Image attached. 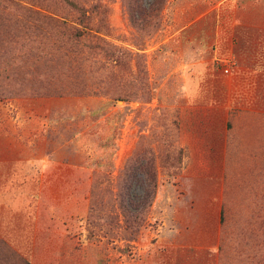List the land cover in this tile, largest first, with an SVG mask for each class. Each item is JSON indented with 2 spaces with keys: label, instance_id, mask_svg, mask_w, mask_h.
I'll return each mask as SVG.
<instances>
[{
  "label": "rangeland",
  "instance_id": "1",
  "mask_svg": "<svg viewBox=\"0 0 264 264\" xmlns=\"http://www.w3.org/2000/svg\"><path fill=\"white\" fill-rule=\"evenodd\" d=\"M61 1L0 0V264H264V0H166L144 36L131 0H101L95 22L128 70L89 60L91 39L75 51L27 10L50 4L75 24ZM111 69L127 92L144 77V96L118 99ZM190 104L217 107L214 123L230 106L226 160L207 162L210 175L182 145ZM142 141L170 160L158 157L156 199L131 235L114 194Z\"/></svg>",
  "mask_w": 264,
  "mask_h": 264
},
{
  "label": "trees",
  "instance_id": "2",
  "mask_svg": "<svg viewBox=\"0 0 264 264\" xmlns=\"http://www.w3.org/2000/svg\"><path fill=\"white\" fill-rule=\"evenodd\" d=\"M165 1L166 0H154L148 4H145L144 0L130 1V20L142 36L152 33L157 27L154 20L158 18L159 11L165 4ZM61 2L75 12L77 16L75 24L71 23L67 16L57 13L55 14V12L49 10L51 9V7H49L51 6L50 4H46V6H43V4L42 6L34 4V7L27 8V10H29L37 23H50L49 25L53 27V30L58 34L59 39L67 40L68 44H71L72 47H76L75 51H78V47L81 44L80 42H82L83 39H91L86 43L89 53L87 56L91 57L89 60L101 55L109 61L116 62V66L119 68L128 70L129 62L125 53L122 52L121 49L111 46L103 36L101 27L105 25L106 28V24H104L102 20H98V22L102 24H97V22H95V14L100 11L106 12V5L102 4L101 0H62ZM15 4L18 5V2L16 1ZM48 11L52 12L48 14L46 13ZM103 66L109 68V66H106L105 64H103ZM140 71L144 72L143 69H140ZM110 76V81L116 83L118 86L116 90V96L118 99L127 101L132 97H138L139 95L144 96V77L137 79V76H135L136 80L140 81L138 82V85L133 83V91L131 90V92H127L124 87L129 86L128 80L125 79L120 71L111 69ZM142 81L143 84L139 85ZM93 93H97V91ZM230 124L231 123L229 122V126H231ZM177 155L179 164L175 168V171L179 173L183 168L184 151L182 148L178 149ZM158 157L160 158V164L163 167L169 164L170 156L168 152L161 150L158 156L153 149L144 146V142L142 141L134 151L133 155L128 159L119 189L114 194L115 206L120 209L124 218V229L131 235H136L145 225L156 199L159 187L157 166ZM221 214L222 221H224V205ZM104 224H107L106 226L115 225L120 227V223L117 219L106 220Z\"/></svg>",
  "mask_w": 264,
  "mask_h": 264
},
{
  "label": "crops",
  "instance_id": "3",
  "mask_svg": "<svg viewBox=\"0 0 264 264\" xmlns=\"http://www.w3.org/2000/svg\"><path fill=\"white\" fill-rule=\"evenodd\" d=\"M195 73V72H194ZM188 77V76H187ZM199 76L191 72L189 76V84H187L186 92L189 97L199 96L202 88L194 85L198 81ZM232 101L228 103L231 105ZM230 106H223L220 110V121L214 123L213 110L217 107H212L208 104H190L187 108L182 109L184 116L188 121L182 123V145L187 146L190 155L187 157L190 161L203 162L204 173L194 170L193 165H189L184 169L185 174L188 171H193L194 175H210L212 169L207 162L224 161L228 152V131H229V111ZM216 119H219L216 116ZM208 169V173H207Z\"/></svg>",
  "mask_w": 264,
  "mask_h": 264
}]
</instances>
